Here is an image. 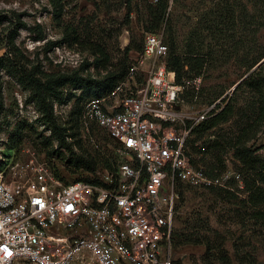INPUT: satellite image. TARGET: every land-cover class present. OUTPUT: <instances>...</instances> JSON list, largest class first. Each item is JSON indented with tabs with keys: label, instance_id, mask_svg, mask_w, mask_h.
Segmentation results:
<instances>
[{
	"label": "rangeland",
	"instance_id": "1",
	"mask_svg": "<svg viewBox=\"0 0 264 264\" xmlns=\"http://www.w3.org/2000/svg\"><path fill=\"white\" fill-rule=\"evenodd\" d=\"M147 3L0 0V152L13 155L7 142L15 131L13 139L21 138L16 147L21 160L32 156L43 161L63 181L78 176L95 179L101 157L113 155L111 141L95 128L93 139L80 136L79 131V142L74 139L70 146L60 145L22 80V71L36 75L78 71L100 78L124 58L128 45V69L133 63L137 66L134 79L125 87L129 91L139 87L147 74V59L135 52H140L145 32L160 33L170 51L184 62L182 76L202 74L200 100L221 98L223 106L231 107L227 119L205 132H193L187 148L191 163L203 166L207 175L228 173V178L223 185L208 186L180 181L175 231L198 225L213 244L227 249L231 264H264V225L244 214L249 208L244 201L247 191L242 164L235 156V148L242 145L264 161V0H172L162 24L154 30H147L144 21ZM94 43L110 57L108 67L101 64ZM195 57L203 58L200 68L194 66ZM62 95L63 101H54L53 110L57 121L69 126L78 120L77 111L89 97L71 85L63 88ZM72 125L79 130L78 121ZM75 153L94 155L95 169L76 167ZM172 246L175 264H221L214 255H206L204 243ZM240 256L247 260L238 261Z\"/></svg>",
	"mask_w": 264,
	"mask_h": 264
},
{
	"label": "built area",
	"instance_id": "2",
	"mask_svg": "<svg viewBox=\"0 0 264 264\" xmlns=\"http://www.w3.org/2000/svg\"><path fill=\"white\" fill-rule=\"evenodd\" d=\"M136 54L148 62L141 85L125 90L133 63L78 115L80 136L93 139L98 128L111 139L114 168L101 167L93 180L63 181L43 161L21 160L15 148L0 152V264H175L178 184L223 185L228 178L207 175L187 150L193 128L223 103L200 100L201 73L176 81L160 33L145 32Z\"/></svg>",
	"mask_w": 264,
	"mask_h": 264
},
{
	"label": "trees",
	"instance_id": "3",
	"mask_svg": "<svg viewBox=\"0 0 264 264\" xmlns=\"http://www.w3.org/2000/svg\"><path fill=\"white\" fill-rule=\"evenodd\" d=\"M50 2L52 4H55L56 0H50ZM128 2L129 0H126V6L128 5ZM149 2L150 3L146 4L148 15L146 20L144 21L147 22V30H154L156 28H159L164 20V14L167 9L168 0H156L153 2ZM129 11L131 10H127V17L129 16ZM1 18L2 17L0 16V19ZM128 20L129 19H127V21ZM65 32L69 33V29H66ZM167 45L168 54L165 58V63L169 69H173L175 71L176 81H179L183 73L184 62L181 60V57L179 55L173 53V50L170 51L168 43ZM92 48L96 54H99L101 56V64L104 67H108V65L110 64V57L107 55L105 49L100 46V44L95 43L93 44ZM128 48L129 47L127 45L125 47L124 58L122 60H119L114 65L115 68L112 70L108 69L100 78L88 77L79 73L78 71L55 73L45 72L41 75H36L30 71H22V80L26 82V84L30 88L33 101L41 112L43 120L50 124L52 135L60 145L65 144L67 146H70V144L74 142V139L79 142V137L77 136L79 134V130L72 129L74 128L72 124H75L78 120L70 124V127L62 125L60 122L57 121V117L53 110L54 101H63V88L66 85H71L73 87L80 88L81 94L89 98L101 97L109 93L115 87V85L119 81H121L127 74L129 64L127 62L126 53ZM195 58L196 62L194 66L196 65V67L200 68L203 64V58ZM188 63L190 64V66H192V63L190 61H188ZM117 65L118 67H116ZM197 72H199V70H197ZM248 80L249 77H246L244 81L247 82ZM80 109L81 106L79 107V110L77 112H80ZM230 109V105L226 103L214 115L201 121L198 125H196L193 128V132H205L206 130L215 126L220 121L227 119L231 111ZM73 112L74 111H72V113ZM99 131H101V129H99ZM14 133L15 131L13 132L12 137L10 138L11 142H7V145L9 148L17 149V144L21 141V138L17 137L14 140ZM103 135L107 138V141H111V139L105 134V132H103ZM68 137L70 138L69 140L67 139ZM97 145L101 146L102 144L100 142ZM75 154L77 155L73 159V162L76 167H80L81 169L88 171H93L95 169L96 157L94 155L83 153ZM235 156L242 164V181L244 183L245 190L247 191L246 198L244 201L249 208L244 211V214L245 216L255 218L256 220H262V224L264 225V161H260L259 159H257V157L253 155V152L249 147H245L242 145H239L235 148ZM118 159L119 158L114 153L110 158L101 157V166L107 168H114L116 166V163L119 161ZM72 179H87V177L78 176ZM180 185L181 184L179 183L178 187ZM178 203L176 209L178 207ZM202 228L203 227H199L198 225H196L192 230L176 233V229L174 227L171 233L172 244L178 246L186 243H204L206 246V255H214V257L221 264H231L232 259L227 249L224 248L220 243L217 245L213 244V241L209 239V236L205 233H202ZM237 258L240 262L247 260L243 256Z\"/></svg>",
	"mask_w": 264,
	"mask_h": 264
}]
</instances>
